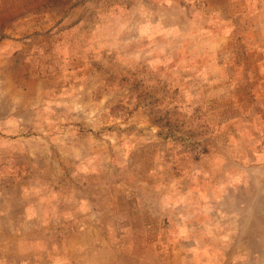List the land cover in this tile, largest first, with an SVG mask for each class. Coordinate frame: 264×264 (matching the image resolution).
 Returning a JSON list of instances; mask_svg holds the SVG:
<instances>
[{
    "label": "rangeland",
    "instance_id": "rangeland-1",
    "mask_svg": "<svg viewBox=\"0 0 264 264\" xmlns=\"http://www.w3.org/2000/svg\"><path fill=\"white\" fill-rule=\"evenodd\" d=\"M0 264H264V0H0Z\"/></svg>",
    "mask_w": 264,
    "mask_h": 264
}]
</instances>
